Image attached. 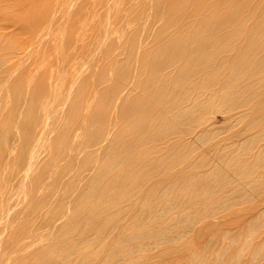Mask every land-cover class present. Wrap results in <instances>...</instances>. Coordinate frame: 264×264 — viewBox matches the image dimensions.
Here are the masks:
<instances>
[{"label": "rangeland", "instance_id": "374dc122", "mask_svg": "<svg viewBox=\"0 0 264 264\" xmlns=\"http://www.w3.org/2000/svg\"><path fill=\"white\" fill-rule=\"evenodd\" d=\"M24 1L15 5L30 4ZM45 1L40 3L48 10L54 6L57 17L67 5V0H58V6L57 0ZM96 1L73 0L77 8L65 25L55 27L47 44L21 64L20 54L32 49V36L15 34L25 10L10 12L11 0L0 8V45H14L17 74L9 91L14 104L4 106L10 98L2 101L0 95L6 110L0 131L15 130L5 116L11 112L27 156L37 145L39 155L48 152L28 176L26 218L13 214L0 237V263L25 244L26 264H199L200 259V264H229L233 258L243 263L249 251L239 252L240 246L262 238L245 220L264 205V188L253 193L245 184L252 176L234 164L249 154L264 157V150L256 149L264 146V132L253 138L264 127V0H196L204 1V17L196 13L195 0H162L166 7L157 6L158 0ZM235 2L241 6L238 15L214 24L231 15ZM59 31L71 33L70 45L57 41ZM90 49L96 57L88 61ZM112 55L124 61L123 68L110 62ZM77 71H83L81 77ZM76 77L77 85L69 88ZM111 87L116 90L109 93ZM228 92L239 94L233 105L247 102L238 110L256 113L254 120L224 128L221 112L228 106L221 96ZM181 111L180 124L175 118ZM243 125L250 128L236 137ZM45 135L50 137L42 144ZM244 147H250L245 156L231 152ZM102 172L94 190L91 184ZM223 175L230 181L225 191L205 185ZM8 179L5 192L16 191L18 176ZM224 193L238 203L220 206ZM3 195L0 231L2 215L17 202L16 194ZM142 231L153 236L140 238Z\"/></svg>", "mask_w": 264, "mask_h": 264}, {"label": "bare ground", "instance_id": "6f19581e", "mask_svg": "<svg viewBox=\"0 0 264 264\" xmlns=\"http://www.w3.org/2000/svg\"><path fill=\"white\" fill-rule=\"evenodd\" d=\"M11 1H13L11 3H13L14 6H16L15 0H11ZM18 1L19 0H17V2ZM28 1H30V4H26V5H28L26 7L25 6H16L15 8H13L14 7L13 6L12 8H10V12H11V11H14L15 9H17L18 7H21V9H18L20 11H17V13L18 12L21 13L24 10L26 13V14L24 13L25 15L23 16L22 19H20L21 17L19 18L21 20L22 26H18L20 29H17V31L15 30L16 31L15 34L18 33V31L22 30V31H24L22 33H25V35H27V36L29 35V37L32 36V38L30 39V42L32 44V45H30V47L32 49L30 51L28 49L27 55H25V54L21 55L20 54L19 59H21V60L19 61V64H21L23 62V60H25L24 56H26L27 59L29 58V55L31 54L30 52H32V50H34L36 52L41 50V48L47 44L46 38L48 37V35L49 34L52 35V32L54 33V31H53L54 28L57 26L59 27L60 23H64L63 24V26H64L65 23L68 21V17L71 16V14L77 8V6H76L77 4L73 3V0H67L66 1L67 5L64 6L65 8L63 10L58 7L59 9L62 10V11L60 10V12H62V14L57 17L56 12H58V11L55 10L54 6L49 8V10H48V6L45 5V3L48 4V2H46L45 0H44L45 3H40V2H42V0L38 1L39 5L40 4L44 5V6L40 5L41 7H39V6L37 7V5H38L37 1H36L37 4H35V5H34V3L31 4V2H33L34 0H28ZM55 1L56 0H54L53 3H55ZM112 1H113L112 2V4H113L115 2V0H112ZM181 1L182 0H178V4H180ZM219 1L224 2V0H219ZM57 2H58V0L56 1V4L58 6V3L62 2V1L59 0V2L58 3ZM63 2H65V0ZM103 2L104 1L102 0V4H103ZM105 2H107V1H105ZM196 2H197L196 13H198L204 17V5H205L204 1H196ZM11 3H9V4H11ZM95 3H97V1ZM99 3H101V0ZM99 3H97V5ZM20 4L21 3H19L18 5H20ZM63 4L60 3L59 6L63 5ZM156 4H157V6H160V7H166V4L162 0H158L156 2ZM33 5L35 6V8L36 7L37 8L32 9V8H34ZM103 5H105V4H103ZM234 5H236V7H234L232 9L231 15H228L225 18H222V17L216 18L214 21V24L217 23L218 21H221V22L222 21L223 22L232 21L238 15V13L241 10V6H240L239 2H235ZM9 6L10 5H8L7 0H0V8L6 9V7H9ZM50 6H52V5H50ZM95 6H96V4H95ZM27 9H32L34 11L31 10L32 12L28 13V11L26 12ZM103 9L106 10L104 7H103ZM103 9H102V12H105ZM1 11H2V9H1ZM10 12L8 14H10ZM10 20H11V16H10ZM14 20H16V19H14ZM172 22H173V20L164 21L163 24H171ZM180 24H181L180 22L177 23V25H180ZM219 24L220 23H218V25ZM12 33H14V31ZM20 33H18V35H20ZM70 35H71V33L66 34L64 31H59L58 36L56 35L58 37L57 41L63 40V41H65V43L67 45H70L71 44V42L69 41ZM6 37H5V40L7 39ZM52 37H49V38H52ZM20 42L21 41H19V43ZM4 43H3L4 46L0 45V95H2L1 97H3L2 101L8 100L10 98L9 101L5 102V105H4V106H6V105L9 106L11 104H14L11 101V96H10L9 91L12 90L10 87H12V84L15 82L16 75H17L15 72L16 69H14V67H13L14 64L12 63V60L15 58L16 51H15L14 45L10 46L9 44L5 45ZM99 44L100 43H98V45ZM19 46H21V45H19ZM172 46L176 49L177 53L183 54L184 49L182 47H179L180 45L178 42H173ZM109 47H110V44H108L107 48H109ZM130 50L133 51L134 49L130 48ZM139 51H140V48L137 50V52H139ZM2 52H4V53L1 54ZM28 53H29V55H28ZM95 57H96V54H95L93 49L87 50V57L86 58L88 61L93 60ZM100 62H102L101 58H100ZM110 62L111 63H117V66H121L122 68L124 66V61L122 59L119 60V58L117 56H114V55L111 56ZM185 70L187 73L191 72V68L189 66H187L185 68ZM125 72H126V70L123 69L120 72V75L125 73ZM82 73H83V71H77V74L80 77H81ZM121 77H122V75H121ZM77 83H78L77 77L74 80L73 79L70 80L69 81V84H70L69 88L73 89L77 85ZM115 90H116L115 87H111L109 93H112ZM69 93L70 92L66 93L67 97L69 96ZM109 93L102 94V95H107ZM67 97L63 100H66ZM238 97H239V94L236 92H228L225 95L222 94V96H221V101L223 102V104L228 106V109L226 110V112L225 111L221 112L222 114H224L223 122H224V128L225 129H227V128L230 129L233 127L235 128V126L237 125L236 123L242 122L244 120V118L247 119V118L253 117V120H254L255 117L257 116L256 113L248 115L249 112H247V110H244V109L238 110L239 107H244L247 104V102H242V103H238V104L233 105V103L237 102ZM53 102L54 101H52V103ZM2 105L3 104H0V106H2ZM57 112H59V111L55 112L56 116H57V114H56ZM4 113H6V110L2 106L0 109V115H3ZM184 114L185 113H183V111L178 112V114L176 115L175 121H177L178 123L181 124L184 120L180 117V115L184 116ZM5 116H6V119L10 118L11 127L14 128L15 130L9 131L6 129L5 131H0V196H4L3 194H6V193H9L8 196L16 194L14 201L17 200V202H14L13 205H15V207L10 209L8 214H6V215L4 214L7 211L3 212L4 215H2V216H3V220L5 221V225H4V228L0 231V237H3L5 232H7L9 227H11L10 223H11V219H12L13 214H16L19 211V219L18 220L23 221V219L26 218L25 214H26V212H28L27 211L28 207H30L28 205L29 204V198H28L29 196H27V193H26L27 192V186L30 182L27 180L28 176L30 175V173L34 167L41 165V159L46 158V156L48 155V152H45L43 154V156L39 155L38 154L39 148L37 145V147H35L34 150L30 151L29 156H27V154L25 153V150L23 148L24 136L21 137L20 132H17L19 128L16 125H14V123L16 121L15 114L9 112V116H7L6 114H5ZM18 118H21V117H18ZM256 123L249 124V125H256ZM249 125L247 128L245 125L241 126L236 133V137H238V136L240 137V136L244 135L247 132V130L250 128ZM8 128H10V127H8ZM53 129H54V133H55L56 137L59 138L60 130L62 129L61 126L57 125V127H54ZM53 129H51L50 132H52ZM263 132H264V127L262 129H260L258 132H256L254 134L253 138H258ZM49 137H50L49 135L43 136L41 143L46 144L48 141L47 139ZM253 142H254V140H253ZM248 148H250V147L236 148L235 150H233L231 152L233 153V155L235 154L237 156H240V155L245 156V155L250 153V149H248ZM256 149L258 152H260V151L264 150V146L257 147ZM61 150H62V148H60V151ZM221 163H222V160H221ZM224 163L228 164L226 161ZM246 163H250V164H246ZM234 166H240L242 169V170L240 169V173L241 174L245 173L246 177L252 176V180L249 183H245V184L251 185V189L253 190V193H256V194L260 193L259 191H257V189L263 190V188H264V157H261V156L255 155V154H249L245 160L238 159L237 162L234 164ZM13 169H14V171H12ZM107 169H109V167H107ZM107 169H104V170H107ZM10 175L11 176H18V178H19L18 183L20 185L16 188V191L5 192L6 186L9 183L8 177ZM103 176H104V173L102 172L100 177H96L94 179L93 184H91V187H93L94 190H96V187L100 185ZM122 177L123 176L119 177L120 180L122 179ZM229 184H230V181L226 179V175H223L219 182H215V183L211 182V183L205 184V185L206 186L219 185V187L222 188V192H223V191H225L224 190L225 187L229 188ZM103 188L104 189L102 190V194H105V186ZM248 193H249L248 191H245L244 195H246ZM194 194H197V193L196 192H194V193L190 192L189 193V195H194ZM17 197H18V199H17ZM233 199H234V197H232L231 194H227V193L222 194V196L219 199L220 206H225L229 203L234 202ZM188 201H193L191 196L188 198ZM237 203L238 202L235 201L233 203V205L235 206ZM10 204H11V200H9V206H10ZM216 208H218V207H214L213 210H215ZM7 209H8V207H7ZM24 212H25V214H24ZM129 223L133 224L131 221ZM245 223H246V225H248V228L251 231H253L254 233L255 232L257 233L260 231L259 234L261 235L262 238L259 240V242H257L254 245H251V242L249 244H246L244 242V244H242L240 246V248H239L240 250H238L239 252L247 251V250L249 251V257L246 260H244L243 263H241V264H264V205H262V206L260 205V207L253 208L250 211V216L245 220ZM137 235L140 238L153 236L148 231L147 232H145V231L138 232ZM2 241H3V238H2ZM238 242H239V240H238ZM29 250H30V247H28V245L25 244L24 247H22L20 249H15V250L9 251V252H7V254L5 255V257L3 258V260L0 264H15L16 259L18 260V263L26 264L25 261L29 256ZM202 260L203 259L199 260V264L202 262ZM237 262L238 261L233 258L232 260H230L229 264H237Z\"/></svg>", "mask_w": 264, "mask_h": 264}]
</instances>
